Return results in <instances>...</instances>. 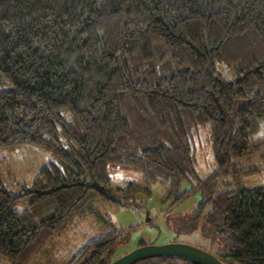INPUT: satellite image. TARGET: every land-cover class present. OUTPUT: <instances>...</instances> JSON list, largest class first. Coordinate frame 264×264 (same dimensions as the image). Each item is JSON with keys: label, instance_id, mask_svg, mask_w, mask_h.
Segmentation results:
<instances>
[{"label": "trees", "instance_id": "16d2710c", "mask_svg": "<svg viewBox=\"0 0 264 264\" xmlns=\"http://www.w3.org/2000/svg\"><path fill=\"white\" fill-rule=\"evenodd\" d=\"M261 123L264 0H0V146L56 157L30 188L0 181V254L31 264L94 196L146 207L150 188L113 187L110 165L175 186L197 176L208 125L217 167L198 181L205 199L191 214L222 261L264 264V184H246L263 169L248 162L264 156V139L251 141ZM118 239L92 240L63 264H109Z\"/></svg>", "mask_w": 264, "mask_h": 264}, {"label": "rangeland", "instance_id": "374dc122", "mask_svg": "<svg viewBox=\"0 0 264 264\" xmlns=\"http://www.w3.org/2000/svg\"><path fill=\"white\" fill-rule=\"evenodd\" d=\"M220 70L226 78L233 79L232 68L220 65ZM248 100H237L234 109L245 106ZM64 114L71 118L69 109ZM259 126L264 125L261 123ZM209 128L207 125L200 132L203 148L199 151L197 176L184 179L175 186L169 179L149 182L141 170L136 168L110 165L108 175L113 187L123 186L127 181L133 180L150 188V195L144 194L146 207H139L130 201L127 204L103 202L94 196L89 209L83 214L76 211L58 235L47 243L45 251L37 255L31 264H63L74 258L90 241L113 232L119 234V239L106 254L110 262L136 249L141 242L145 245L180 242L216 251L202 236L199 228L201 221H196L191 214V210L205 199L202 192L196 189L198 181L208 178L217 167L215 155L207 139ZM262 139L264 127H257L251 135V141L255 144ZM51 161H56L55 155L42 146L29 143L0 146V181L11 191L20 192L21 185L30 188L39 171L49 166ZM248 162L263 169L246 180L247 186L263 185L264 156L253 157ZM186 192L188 196L177 201L178 195ZM23 203L15 208L22 209ZM71 219L73 220L70 221ZM0 264H8V260L1 254Z\"/></svg>", "mask_w": 264, "mask_h": 264}, {"label": "water", "instance_id": "95a60500", "mask_svg": "<svg viewBox=\"0 0 264 264\" xmlns=\"http://www.w3.org/2000/svg\"><path fill=\"white\" fill-rule=\"evenodd\" d=\"M163 256L185 259L193 264H227L208 250L180 242L165 243L162 245H139L136 249L109 264H135L142 260Z\"/></svg>", "mask_w": 264, "mask_h": 264}, {"label": "built area", "instance_id": "2783aa9c", "mask_svg": "<svg viewBox=\"0 0 264 264\" xmlns=\"http://www.w3.org/2000/svg\"><path fill=\"white\" fill-rule=\"evenodd\" d=\"M136 210V209H135Z\"/></svg>", "mask_w": 264, "mask_h": 264}]
</instances>
